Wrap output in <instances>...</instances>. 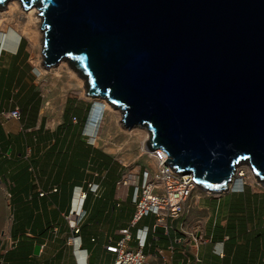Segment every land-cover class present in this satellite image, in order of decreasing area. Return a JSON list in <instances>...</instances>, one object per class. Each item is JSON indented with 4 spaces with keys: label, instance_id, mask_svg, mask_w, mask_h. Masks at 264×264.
<instances>
[{
    "label": "water",
    "instance_id": "water-1",
    "mask_svg": "<svg viewBox=\"0 0 264 264\" xmlns=\"http://www.w3.org/2000/svg\"><path fill=\"white\" fill-rule=\"evenodd\" d=\"M21 1L44 65L68 62L172 169L223 192L247 164L264 184V0Z\"/></svg>",
    "mask_w": 264,
    "mask_h": 264
},
{
    "label": "crops",
    "instance_id": "crops-1",
    "mask_svg": "<svg viewBox=\"0 0 264 264\" xmlns=\"http://www.w3.org/2000/svg\"><path fill=\"white\" fill-rule=\"evenodd\" d=\"M8 40L5 46L12 49L0 51V76L19 79L22 39L14 36ZM23 80L2 85L0 79V264H112L116 255L106 244L116 243L120 229L131 225L136 211L134 198L146 168L142 171L140 167L133 175L85 132L82 143L88 147L86 153H92V162L99 159L109 165H91L87 155L82 165H50L48 150L54 133L64 144L60 146L64 153L69 146L76 148L75 141L69 140L74 136L69 130L47 126L39 109L42 98L37 86ZM33 104L37 109L30 119ZM17 108L19 116H12L11 111ZM65 120L64 116L63 123ZM22 132L34 136L33 148L25 149L17 163V153L14 161L1 145L8 136ZM123 177L125 184L119 182ZM203 196L231 199L222 210L213 212L201 201ZM187 204L182 215L166 217L161 223L147 211L131 227V249H137L138 233L146 231L143 264H264V190L230 187L218 197H189ZM72 222L77 223L78 233ZM36 244L41 245L37 253Z\"/></svg>",
    "mask_w": 264,
    "mask_h": 264
},
{
    "label": "rangeland",
    "instance_id": "rangeland-1",
    "mask_svg": "<svg viewBox=\"0 0 264 264\" xmlns=\"http://www.w3.org/2000/svg\"><path fill=\"white\" fill-rule=\"evenodd\" d=\"M6 4L7 2H5V5L3 7H0V14L1 10L4 9ZM23 10L28 9H24L23 7ZM6 17L7 16H0V51L5 52L7 48L12 49V47L5 46V43L9 42L8 39L16 36L17 40L18 37L22 39V49H20V52H22L23 57L20 61L22 69L21 74L19 75V79L17 77L15 78V75H11L12 77L10 79H8V76L4 78L3 75L0 76L2 82L1 84L3 85L6 81L12 84H20L23 77L24 82L27 81L35 84L37 86L38 93H40V97L42 98L39 109L41 108V113L47 120V126L53 129H56L58 126H61L63 124L64 116L68 107L72 106L81 111L82 109H86L92 101H102L101 103L105 105L103 118L97 124V126L91 125L92 128L89 129L90 131H86L85 135H92L95 145H97L100 149L109 152L118 161V163H120L121 165H125L129 172H133V175L136 176L138 174L140 167L142 168V171L145 168L153 171L154 160L152 157H150L149 149L146 146L148 137L146 138L143 145V140L145 139V129L141 127H133L131 129H128L127 127H125L121 123V112H119V110L116 109L117 112H112L105 100L88 96L86 94L85 85L78 86L74 83L75 81H70L68 73L65 69H62L59 75H54V70L57 65H54L52 67H46L44 65L42 46H32L29 37L24 32L22 19L19 20L16 16L12 21L8 22ZM2 57H4L3 53L1 58ZM5 58L6 57H4V59ZM29 108H31L30 119H32L37 106L33 104V106L31 105ZM23 112H27V108H24ZM69 115H71L70 117L72 123H75L77 125V119L74 117L75 113L71 112ZM28 124H31V122L29 121ZM32 137L34 136L32 135L30 137V135L25 132H22L21 135H11L7 137L6 143L2 144L1 146L6 147L5 152L7 156L14 161L16 160L14 156L16 152L18 158L15 162L19 163L22 161L20 155L24 153V150L30 149L31 151V149L33 148ZM87 137L89 138V136ZM51 140V147H49L48 150L50 159H52L50 165H68V163L69 165L84 164V159H82L84 155L83 151L78 152L75 147L69 146L67 152L64 153L60 149L59 145L61 139L58 137L56 132L52 136ZM35 157L36 156L34 155V162L36 160ZM27 160L29 161V159ZM241 165L242 166L238 167L239 170L237 169L235 171V176L233 178V181L230 183L231 186L229 185V187L243 189L245 186H247L256 190H264V184L260 181H257L256 177H254L255 175L251 172L252 169L247 164ZM242 170L244 171L243 174L239 175ZM132 179L133 176L130 180ZM229 189L230 188H228L227 190ZM132 190L133 185L131 186V193ZM227 190L223 192L226 193ZM223 192L209 193L200 189L199 187H195L189 197L196 196L197 194H204L210 197H218L223 194ZM230 199V197L222 198V200L216 198L209 199L203 196L201 198V201L210 205L211 209L214 212L217 210H222L224 204L229 203L228 201ZM187 200H185L186 202L184 201L186 210L189 207V205L187 204ZM214 218H217V221L220 222L221 225H224L220 217L214 216ZM210 226H212V224H210Z\"/></svg>",
    "mask_w": 264,
    "mask_h": 264
},
{
    "label": "built area",
    "instance_id": "built-area-1",
    "mask_svg": "<svg viewBox=\"0 0 264 264\" xmlns=\"http://www.w3.org/2000/svg\"><path fill=\"white\" fill-rule=\"evenodd\" d=\"M12 116H19V109L11 111ZM161 151V153H160ZM153 160H162L160 165H154V170L148 169L143 171V182L137 189L134 202L136 204V211L131 225L120 229V237L116 243H107L106 249L113 252L116 257L112 264H143L146 255L143 252V247L146 244V231L138 233L137 249L129 247V241L132 238L131 227L147 212L151 211L156 215L157 222H163L166 217H178L182 215L186 208L184 201L191 195V192L197 187L195 180L190 173L179 172L171 168L165 161L168 156L160 150H153ZM156 153V155H155ZM162 154V155H161ZM158 161V160H157ZM119 182L126 183L125 177ZM90 187L95 190L90 184ZM207 191V190H206ZM211 192V191H207ZM43 194V193H41ZM85 197L83 192L80 195L81 202ZM76 214L80 211L76 210ZM74 232H79V227L76 222L71 223ZM264 261V258H263Z\"/></svg>",
    "mask_w": 264,
    "mask_h": 264
},
{
    "label": "bare ground",
    "instance_id": "bare-ground-1",
    "mask_svg": "<svg viewBox=\"0 0 264 264\" xmlns=\"http://www.w3.org/2000/svg\"><path fill=\"white\" fill-rule=\"evenodd\" d=\"M8 1L9 0H6L5 1V2H7V4L4 7V9L1 10L0 16L1 17L7 16L6 19L8 20V22L12 21L16 16H17V19H19V20L22 19V21H23V27H24L23 28L24 29V32L29 37L32 46H36V47L42 46V48H43V38H44V34H43V29H41V26H42L41 25L42 24V15L39 13V9L37 8V6L33 5V6L29 7L28 10H23V7L24 6H23L21 0H12V1H9V2ZM19 20H18V22H19ZM42 56H43V54H42ZM62 61H60L61 63L59 62L60 64L59 63L56 64L57 67L55 68V70L53 69L54 70V75H59L60 72L62 71V69H65L66 72L68 73V77H69L70 81L71 80L72 81H75L74 83L76 85H78V86L85 85L84 84V79L78 74V72L76 71V69L74 67H72L68 62H66L64 60H62ZM102 100H104V99H102ZM105 102L107 103L108 107L111 109L112 112H117L118 109L116 110V108H114L113 106H111L107 101H105ZM144 132H145L144 133V138L145 139L143 140V145L145 143L146 138L149 136L146 129L144 130ZM149 152H150V154H149L150 157H152V155L154 153L153 150H149ZM160 153H161V151H160ZM155 155H156V153H155ZM161 161L162 160L158 159V156H157L156 159L154 160V165H158V164L160 165ZM240 166H242V165L237 166L236 169H235V171ZM243 172L244 171L242 170V172H240L239 175H242ZM257 181H259V179H257Z\"/></svg>",
    "mask_w": 264,
    "mask_h": 264
},
{
    "label": "trees",
    "instance_id": "trees-1",
    "mask_svg": "<svg viewBox=\"0 0 264 264\" xmlns=\"http://www.w3.org/2000/svg\"><path fill=\"white\" fill-rule=\"evenodd\" d=\"M15 59H16V57H15ZM95 103L91 102V104L86 109H84V110L82 109L83 111L82 110L79 111L75 107H72V106L68 107V109L65 113V119H66L65 123H63L61 126H58V128H57L58 131H62V129L71 131V135L74 137H70L69 140L75 141L76 150L78 152L83 151L84 152L83 157H85V155L90 156V158H89L90 162H92V153H90V154L86 153L88 147H86V145L84 143H82L84 141L82 138H83L84 132L90 131L89 129L92 128L91 125H93V124L91 122L94 120L92 115H93V112L95 110L93 108V104H95ZM71 112L75 113L74 117L77 119V125L72 123V120L70 117L71 115H69ZM63 145L64 144L61 143V141H60L59 146H63ZM3 150L5 151L6 147H4ZM91 165H109V163H100L99 159H98L97 162L93 161L91 163ZM117 165H121V164L117 163ZM118 175H120V172H118Z\"/></svg>",
    "mask_w": 264,
    "mask_h": 264
},
{
    "label": "clouds",
    "instance_id": "clouds-1",
    "mask_svg": "<svg viewBox=\"0 0 264 264\" xmlns=\"http://www.w3.org/2000/svg\"><path fill=\"white\" fill-rule=\"evenodd\" d=\"M92 103H95V101H93ZM93 108L95 109L94 112H93V118L94 120L92 121V124L94 126H97V124L102 120L103 118V114H104V107H103V103H99V102H96L95 104H93ZM92 118V119H93ZM253 172V171H252ZM254 173V172H253ZM206 191V190H204Z\"/></svg>",
    "mask_w": 264,
    "mask_h": 264
}]
</instances>
